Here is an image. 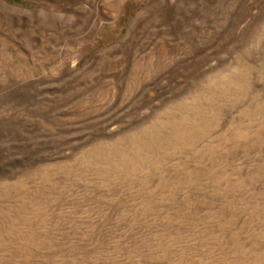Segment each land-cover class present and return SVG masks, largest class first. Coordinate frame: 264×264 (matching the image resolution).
<instances>
[{"label": "rangeland", "instance_id": "1", "mask_svg": "<svg viewBox=\"0 0 264 264\" xmlns=\"http://www.w3.org/2000/svg\"><path fill=\"white\" fill-rule=\"evenodd\" d=\"M0 0V264H264V0Z\"/></svg>", "mask_w": 264, "mask_h": 264}, {"label": "bare ground", "instance_id": "2", "mask_svg": "<svg viewBox=\"0 0 264 264\" xmlns=\"http://www.w3.org/2000/svg\"><path fill=\"white\" fill-rule=\"evenodd\" d=\"M74 2H77L76 0H74Z\"/></svg>", "mask_w": 264, "mask_h": 264}]
</instances>
